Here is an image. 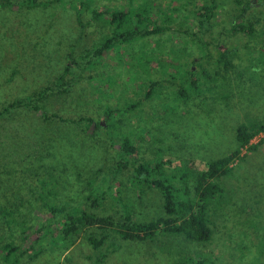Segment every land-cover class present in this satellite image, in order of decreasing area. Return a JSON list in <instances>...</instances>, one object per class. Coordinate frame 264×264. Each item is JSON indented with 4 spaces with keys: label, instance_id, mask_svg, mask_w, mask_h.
<instances>
[{
    "label": "rangeland",
    "instance_id": "374dc122",
    "mask_svg": "<svg viewBox=\"0 0 264 264\" xmlns=\"http://www.w3.org/2000/svg\"><path fill=\"white\" fill-rule=\"evenodd\" d=\"M1 1L6 6H0V110L47 86L55 88L62 75L68 87L48 92L36 103L38 112L20 108L0 117V253L12 243L20 247L17 253L24 251L18 264H176L180 259L196 264L200 255L207 257L204 264H264V143L235 160L231 173L220 179L224 197L209 206L207 243L160 232L130 242L111 231L85 228L65 250L55 233L40 240L36 233L42 224L57 226L61 218L42 205L48 190L54 193L48 201L58 208L77 206L114 222L123 220L126 205L134 222L164 216L160 190L135 181V162L163 160L166 174L179 165L199 172L233 150L240 123L264 119V57L254 59L264 50V0H242L251 1L244 17L252 23L250 35L231 31L230 20L240 11L235 0H216L210 28L195 18L203 0H36L32 8L21 6L22 0ZM85 1L98 10L146 4L156 26L167 24L160 12L171 18L169 30L117 44L93 59L88 52L113 35V26L92 20L90 8L79 5ZM218 46L231 53L234 68L227 74L217 68ZM199 64L215 80L198 76L199 92H188L184 100L177 95L181 80L191 67L199 72ZM150 80L160 83L155 92L135 110L121 111L122 124L113 129L94 127L88 133L90 126L71 123L90 118L105 124L107 108L143 99ZM122 136L137 151L119 172L123 163L115 149ZM171 183L181 187L176 178ZM102 234L107 239L93 249L87 238Z\"/></svg>",
    "mask_w": 264,
    "mask_h": 264
},
{
    "label": "trees",
    "instance_id": "16d2710c",
    "mask_svg": "<svg viewBox=\"0 0 264 264\" xmlns=\"http://www.w3.org/2000/svg\"><path fill=\"white\" fill-rule=\"evenodd\" d=\"M89 1V0H88ZM81 2L79 5L81 7L90 8L89 2ZM235 3L239 6V14L233 16L230 20V27L232 33H244L250 35V30L252 28V23L249 21H244L245 14L251 6V1L243 2L242 0H235ZM21 6L32 8L38 5L36 0H22L20 2ZM0 6L3 8L6 6L4 2L0 0ZM217 8L216 0H203V3L198 7L196 11L195 18L197 19L198 25L200 27H212L211 21L214 18V11ZM134 10V12H133ZM130 10H108V9H95L90 8V13L92 14V20L103 21L105 19L106 23L113 26L112 36H104L101 41L92 49V51L87 55H90L93 59L100 58L105 55L111 48L117 44L130 43L137 39H141L150 35H155L169 30V23L171 18L161 14L163 22L166 25L154 24L155 17L150 13V8L148 5L143 4ZM173 16L176 17V12ZM77 15L78 11H77ZM173 18V17H172ZM105 23V22H104ZM199 27V28H200ZM195 35L193 34V37ZM205 44H203L204 47ZM220 52L216 64L217 68L222 69L223 74L229 73L234 68L231 60L230 50L217 48ZM206 51V48H205ZM207 53V51H206ZM254 59L262 60L264 57V50H260L254 53ZM71 56L68 58V62L71 63ZM146 59V58H145ZM145 61V66L147 61ZM264 62V61H263ZM91 60H87V64H90ZM94 63V62H93ZM95 64V63H94ZM193 65H196L194 60ZM199 72L189 68L185 73V77L181 80V84L177 90V95L182 99L186 100L188 92L197 93L199 92L200 78L205 81H214L215 79L209 75L208 71L202 67L201 64L198 65ZM67 73V72H66ZM215 76H220L219 72H215ZM63 75L56 82V91L61 93L65 92L68 87V83L63 82ZM224 77V76H223ZM160 83L158 81L150 80L148 85H146V91L142 96L143 99L137 100L134 103H130L128 106L122 108H107L104 111V125L108 129H113L114 124H122L120 115L121 111L130 112L135 110L139 105L142 104L143 100H147L158 88ZM148 86V87H147ZM55 88L50 86L45 87L41 92L36 93L37 96H28L21 100H15L3 107L0 110V117L11 114L13 111L24 108L32 112H38L41 107L36 103L45 98L48 92L54 91ZM43 118L51 119V116L43 113ZM116 116L118 119H116ZM54 117V116H53ZM72 124L78 127L84 126L88 130V127L95 123V129L102 128L101 122H95L90 118H82L80 120L72 121ZM107 129V130H108ZM258 136H262L258 143L252 144V140ZM235 147L233 150L229 151L226 155L219 158L208 161L205 164V168L199 172H193L187 168L186 165L176 166L174 173L166 174L163 165H165L163 160H154L151 162H135L132 165L134 179L138 184H150L153 187L160 190L162 197V210L164 216L155 218L148 222H134L130 215V208L128 205L124 206L125 214L121 222H114L108 217H98L93 214L87 213L80 207H56L50 204L49 195H52L51 190H48L46 197H42V205L46 206L48 211L53 215L57 214L61 218L57 223L50 226L49 224H42L40 228H37L36 233L40 234L38 238L42 239L44 235H50L55 233L57 240L63 243L65 250L68 247L74 245L75 241L79 237L80 233L85 228H96L101 231H111L115 233L123 241L130 242H145L152 239L154 236L160 232L161 234H171L183 237L187 242L190 243H207L212 238V229L209 226V220L207 217V212L211 203L216 202L220 197H224V187L221 184L220 179L227 177L232 171V163L237 160L241 161L247 156V153L256 151L258 147L264 143V119H247L246 121L240 123L234 131ZM111 145L114 146L115 142L111 141ZM118 158L123 163L122 166L117 168V171H121L128 163L127 156L134 155L137 151L135 144L130 141L127 137L122 136L120 138V143L118 148L115 149ZM245 150L246 154H242ZM169 163V162H167ZM177 170V171H176ZM176 172H179L177 175ZM176 173V174H175ZM175 174V175H173ZM176 178L180 182L181 187L177 188L172 185L171 179ZM189 183H192L189 185ZM218 202V201H217ZM99 205L98 201H94V206ZM56 230L52 231V227ZM51 227V228H50ZM25 233V231L23 232ZM107 235L102 234L99 239H95L90 235L87 238L89 244L93 249H98L104 241L107 239ZM27 238V237H26ZM26 238H22L23 241ZM52 247L55 248L58 242L53 238L50 239ZM33 247H29L31 250ZM60 248V247H59ZM20 250L19 246H15L12 243H5L1 247L0 257L4 264H18L19 258L23 256L24 251L17 253ZM35 256V254H34ZM201 258L196 264H204L206 262L205 256H199ZM180 259L176 264H187L185 261Z\"/></svg>",
    "mask_w": 264,
    "mask_h": 264
},
{
    "label": "water",
    "instance_id": "95a60500",
    "mask_svg": "<svg viewBox=\"0 0 264 264\" xmlns=\"http://www.w3.org/2000/svg\"><path fill=\"white\" fill-rule=\"evenodd\" d=\"M101 125L103 126L104 124L101 122ZM94 127H95V123H92L87 132L90 133L94 129Z\"/></svg>",
    "mask_w": 264,
    "mask_h": 264
}]
</instances>
